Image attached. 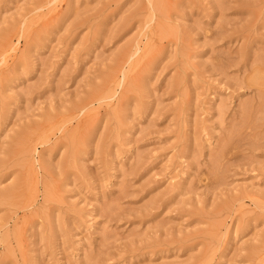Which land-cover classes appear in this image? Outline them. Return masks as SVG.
I'll list each match as a JSON object with an SVG mask.
<instances>
[{"label": "rangeland", "instance_id": "1", "mask_svg": "<svg viewBox=\"0 0 264 264\" xmlns=\"http://www.w3.org/2000/svg\"><path fill=\"white\" fill-rule=\"evenodd\" d=\"M0 264H264V0H0Z\"/></svg>", "mask_w": 264, "mask_h": 264}]
</instances>
